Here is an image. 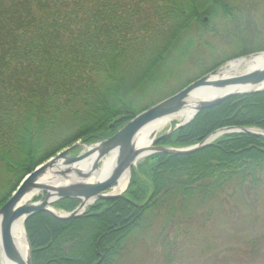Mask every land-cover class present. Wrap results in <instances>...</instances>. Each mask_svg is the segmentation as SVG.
Listing matches in <instances>:
<instances>
[{"label": "trees", "instance_id": "1", "mask_svg": "<svg viewBox=\"0 0 264 264\" xmlns=\"http://www.w3.org/2000/svg\"><path fill=\"white\" fill-rule=\"evenodd\" d=\"M261 52L264 0H0V209L58 154L75 146L78 155V143L103 142ZM187 72L192 79L175 82ZM229 127L264 131V91L200 112L159 145L189 148ZM79 204L54 207L70 213ZM229 213L248 225L241 264H264L262 138L224 135L193 154L152 155L132 169L122 197L68 221L37 213L25 227L32 264H154L158 250L164 264H230L209 237Z\"/></svg>", "mask_w": 264, "mask_h": 264}, {"label": "water", "instance_id": "2", "mask_svg": "<svg viewBox=\"0 0 264 264\" xmlns=\"http://www.w3.org/2000/svg\"><path fill=\"white\" fill-rule=\"evenodd\" d=\"M205 20L207 21L208 18ZM262 54H264V52L241 57L226 63L224 66L233 62H240L241 64L246 65L253 62L257 56ZM224 66L196 80L173 96L142 112L125 127L119 130L113 137L92 146L85 145L87 149L81 151L76 156L70 155V151L75 146L67 149L29 174V177L27 176L22 181L12 198L0 209L4 248L7 256L18 264H24L21 261L20 255L11 236L12 228L18 220L24 219L26 223L31 216L37 213H45L56 220L68 221L85 215L88 209L99 200H114L122 197L126 191L122 194L115 195L110 193L111 189L115 187L125 173L131 172L132 169L137 166L139 159L145 154V152H150L146 158L160 153L169 155H189L213 144L217 139L224 135L232 134H247L264 139L263 130L255 128L229 127L216 131L201 144L189 148L176 149L158 145L172 132L189 125L200 112L216 107L231 98L264 91V66L231 78L211 80V78L216 76ZM207 86L218 89H227L229 87L234 89L223 92L215 99L200 102L197 105L195 115L191 120L176 125L161 136H157L156 134L154 136L153 145L150 149H138L136 147L135 139L146 126L157 120L172 118L182 113L188 106L190 95L194 91ZM113 152L118 153L116 167L105 180L99 183H90V178L99 169L101 162ZM92 158L95 160L88 171H83L74 167L80 162ZM48 172L55 174L56 182H66L74 176L76 177V180L73 183L61 186L39 183ZM36 191L45 194L43 201L35 203L24 201L29 194ZM51 199L53 200L51 201ZM64 199L79 200L80 204L70 213L63 212V214H57L53 212L52 209L55 203ZM29 246L30 258L27 264H32V250L30 244ZM100 262L101 261L97 264H100Z\"/></svg>", "mask_w": 264, "mask_h": 264}, {"label": "bare ground", "instance_id": "3", "mask_svg": "<svg viewBox=\"0 0 264 264\" xmlns=\"http://www.w3.org/2000/svg\"><path fill=\"white\" fill-rule=\"evenodd\" d=\"M264 66V54L259 55L256 57V59L249 63V64H241L240 62H233L229 63L226 66H224L216 76L212 77L211 80L214 79H227L231 78L233 76H237L243 73H246L248 71H253L258 68H262ZM264 88V86H263ZM234 88L229 87L227 89H218L214 87H204L200 88L196 91H194L189 99H188V106L187 108L180 114L170 117V118H164L157 120L148 126H146L136 137L135 139V145L138 149H150L153 145L154 136L159 134L163 129H165L168 125L172 123L174 119H179L181 122H187L193 118L196 112V107L200 102L206 101V100H212L217 97H219L223 92L232 90ZM87 147H85V150ZM150 152H145L144 155L141 156L139 159V162L144 160ZM94 158L89 160H84L80 162L79 164L75 165L74 167L76 169H80L83 171H88L93 163ZM118 161V153L113 152L108 157H106L100 164L99 169L92 175L89 182L90 183H99L103 180H105L110 173L113 171V169L116 167ZM138 162V163H139ZM131 179V172L125 173L121 179L118 181V183L115 185L113 189H111L110 193L118 195L122 194L126 191L129 182ZM76 177L74 176L69 181L66 182H56V176L52 172H48L40 181L41 184H49V185H55V186H61V185H68L70 183L75 182ZM37 191L29 194L25 198L26 201H30L35 195H37ZM53 199H51L52 201ZM53 212L59 214L56 210L52 209ZM11 236L14 242V245L20 255L21 261L24 264L28 263V260L30 258V246H29V239L27 236V231L25 227V221L24 219L18 220L11 232ZM0 261L1 264H18L14 262L12 259H10L4 248V241H3V232H2V217L0 216Z\"/></svg>", "mask_w": 264, "mask_h": 264}, {"label": "rangeland", "instance_id": "4", "mask_svg": "<svg viewBox=\"0 0 264 264\" xmlns=\"http://www.w3.org/2000/svg\"><path fill=\"white\" fill-rule=\"evenodd\" d=\"M216 57V56H215ZM219 57V56H217ZM209 66V64H208ZM194 76V73L187 72L182 74L179 78L175 80L176 83H186L188 80L192 79ZM183 122H181L179 119H174L170 125H168L165 129H163L157 136H161L168 132L170 129L174 128V124L179 125ZM173 133V132H172ZM78 146L81 147V150H85V145L78 143ZM74 156V155H72ZM108 157V156H107ZM146 159V158H145ZM140 161L139 163H142L143 161ZM131 180V179H130ZM41 198L40 201H43L45 198V194L43 192L37 193L30 201L29 203H35V198ZM39 202V201H37ZM54 210H56L59 214H63L62 210H58L55 207H53ZM230 216V217H229ZM264 216V213L262 214V217ZM261 227H258L259 232H264V223L261 221ZM259 225V223H258ZM248 229V225L242 224V220L236 215L233 216L232 214L227 215V222L223 224L221 227H218L217 229L210 231L209 237L215 235V239L218 240V243L222 244L223 246V256L228 257V263L230 264H241V262L246 261L248 252L246 250V243L248 238L246 237V230ZM228 247V248H226ZM152 260L154 264H164L163 258L160 255L159 250L155 252L152 256ZM193 261V259L190 260V263ZM241 261V262H240Z\"/></svg>", "mask_w": 264, "mask_h": 264}]
</instances>
